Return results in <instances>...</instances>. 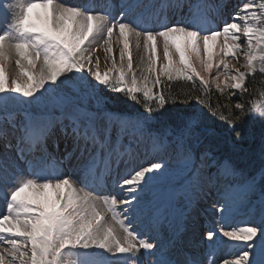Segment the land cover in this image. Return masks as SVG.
I'll return each instance as SVG.
<instances>
[{"label": "snow or ice", "instance_id": "obj_1", "mask_svg": "<svg viewBox=\"0 0 264 264\" xmlns=\"http://www.w3.org/2000/svg\"><path fill=\"white\" fill-rule=\"evenodd\" d=\"M222 3L121 0L117 10L110 0H0V264H264V159L245 172L202 147L217 136L212 117L237 141L246 121L264 125V91L247 87L264 78V0H237L226 18ZM100 48L111 63L104 72ZM133 48L142 53L135 67ZM173 81L191 82L180 102L199 106L174 126L160 123L179 100ZM101 87L142 111L109 113ZM213 91L229 102L213 107ZM246 94L253 99L242 102ZM56 131L66 142L60 159L49 150ZM143 143L156 162L122 159ZM209 187L214 218L178 248L184 218Z\"/></svg>", "mask_w": 264, "mask_h": 264}, {"label": "trees", "instance_id": "obj_2", "mask_svg": "<svg viewBox=\"0 0 264 264\" xmlns=\"http://www.w3.org/2000/svg\"><path fill=\"white\" fill-rule=\"evenodd\" d=\"M198 87L199 85H197V88ZM247 87L249 89V92H252L253 90H255L257 93H259L260 91H264V78H261L259 74H257L254 78L249 77L247 80ZM190 88H191V82H188V83H184L183 81L171 82V90L174 95L179 96V100L175 103L170 102L166 106V110L163 112V115L168 119V121L172 123L177 122L178 118L181 115H183L186 110H190L192 106H196L194 101L190 102L189 104L180 102L181 100H184L186 98L184 93L188 92ZM195 94L200 95L201 93L197 91ZM209 98L213 104V107H215L217 104L224 105L229 102L225 97L221 96L216 91H213L210 94ZM251 99H253V97L248 96L246 94L243 97L242 102L248 101ZM238 100H241V97L239 95L233 96L231 103L235 104ZM196 107H199V106H196ZM204 111L207 112L208 109L205 108ZM212 121L215 122L216 127L227 130L226 124H223L222 122L216 120L215 117H212ZM228 134H229V138L228 139L226 138V140H229L231 138V141H227L226 144H227L228 150L231 153V155H235L237 152L238 153L244 152L242 145L251 140L255 139V142L257 145L262 144V138L264 136V125H262L259 121H246L244 128H243V137L238 141L234 139L231 133H228ZM217 138L218 136L208 138L207 145L209 147H213L215 145V143L213 142L214 141L213 139H217ZM207 145L204 144V147H208Z\"/></svg>", "mask_w": 264, "mask_h": 264}, {"label": "rangeland", "instance_id": "obj_3", "mask_svg": "<svg viewBox=\"0 0 264 264\" xmlns=\"http://www.w3.org/2000/svg\"><path fill=\"white\" fill-rule=\"evenodd\" d=\"M114 48H116V51H117V60H118V46H115L114 45ZM142 53L141 52H137L135 50V48H133V58H134V67L135 65L139 62V56L141 55ZM96 56H99L100 58V70L101 72H104L106 71L108 68H111V63L108 62V63H105V52L103 51V48H100V49H97V52L95 53ZM159 61L158 63H163V51H162V47L159 49ZM175 59L178 60V55L175 57ZM197 70L198 71H202V68L200 66V64L198 62H196L195 60L193 61ZM233 63H236L235 61H233ZM240 63H243V61H241ZM240 64H237V67H239ZM9 70L11 72H15L17 71L16 67H15V64L12 63L10 66H9ZM221 79H223V77H221ZM52 140L50 139L49 140V144L50 146L52 147ZM134 151L132 153V156H131V161L132 162H135V163H141L143 162L144 158L149 156V158L147 159L146 161V165H147V162L149 160H152L151 162H156L155 159L152 158L151 156V153L153 151V147L150 143H143L142 145L140 144L139 146L137 145H134ZM151 148V149H150ZM147 150V151H146ZM149 154V155H148ZM138 158V159H137ZM72 162V161H71ZM71 162L67 161V165L66 167H68V170L71 169L73 166H74V163L72 162V166H70ZM144 165V166H146ZM64 169V167H63ZM79 184H77V187H78ZM3 204V202H2ZM3 208V207H2ZM198 218H201L203 219V214L202 213H198ZM200 222V220H199Z\"/></svg>", "mask_w": 264, "mask_h": 264}, {"label": "bare ground", "instance_id": "obj_4", "mask_svg": "<svg viewBox=\"0 0 264 264\" xmlns=\"http://www.w3.org/2000/svg\"><path fill=\"white\" fill-rule=\"evenodd\" d=\"M146 151H147V150H146ZM148 155H149V154H148ZM148 158H149V156H148ZM148 158H147V159H148ZM137 159H138V158H137Z\"/></svg>", "mask_w": 264, "mask_h": 264}]
</instances>
